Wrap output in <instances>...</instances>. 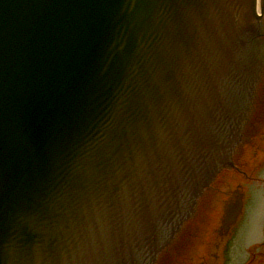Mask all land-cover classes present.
Listing matches in <instances>:
<instances>
[{"label":"water","instance_id":"water-1","mask_svg":"<svg viewBox=\"0 0 264 264\" xmlns=\"http://www.w3.org/2000/svg\"><path fill=\"white\" fill-rule=\"evenodd\" d=\"M253 5L0 0V264L153 262L238 136Z\"/></svg>","mask_w":264,"mask_h":264},{"label":"flooded vegetation","instance_id":"flooded-vegetation-1","mask_svg":"<svg viewBox=\"0 0 264 264\" xmlns=\"http://www.w3.org/2000/svg\"><path fill=\"white\" fill-rule=\"evenodd\" d=\"M257 34L249 50L253 56L261 57L262 66L242 143L231 158L232 167L218 173L205 188L193 214L156 264H264V215L259 237L255 241L245 237L257 198L264 192V15ZM247 150L256 151L249 154ZM239 177L243 182L239 183ZM241 193L244 210L233 223L227 213Z\"/></svg>","mask_w":264,"mask_h":264}]
</instances>
